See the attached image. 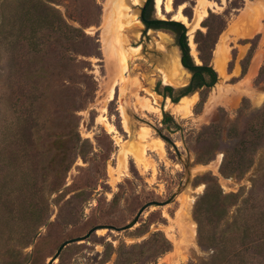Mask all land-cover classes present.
<instances>
[{"label":"rangeland","instance_id":"obj_1","mask_svg":"<svg viewBox=\"0 0 264 264\" xmlns=\"http://www.w3.org/2000/svg\"><path fill=\"white\" fill-rule=\"evenodd\" d=\"M142 6L0 0V264H47L65 240L97 225L124 226L145 203L177 192L188 169L189 184L171 202L146 208L131 229L99 228L66 245L54 264H264V0H164L159 10L151 0L150 17L184 23L195 62L218 74L212 87L183 96L187 113L178 108L183 97L173 98L191 73L184 67L181 80L164 77L170 59L181 57L177 36L146 29ZM107 37L127 53L122 73ZM165 85L174 97L163 94ZM210 124L216 131L202 134ZM245 132L257 143L234 172L223 160ZM159 140L164 153L150 149ZM210 188L236 196L203 201L202 244L194 209ZM188 195L192 218L183 230L177 217Z\"/></svg>","mask_w":264,"mask_h":264},{"label":"trees","instance_id":"obj_2","mask_svg":"<svg viewBox=\"0 0 264 264\" xmlns=\"http://www.w3.org/2000/svg\"><path fill=\"white\" fill-rule=\"evenodd\" d=\"M151 0L148 1V7L150 6ZM35 9V8H34ZM37 9V7H36ZM52 11V8H51ZM53 15L55 16L56 13L53 11ZM143 18L145 19V24L147 27H152L154 29H167L174 32L177 36V45L179 46L181 50L182 60L183 64L185 65L186 69L191 73L190 81L187 85L181 87L177 92L171 85H165L164 86V95H170L171 97H174L175 92L177 93V97L173 98L174 101H176L179 97L186 96L188 94H191L197 90H202L204 88H210L212 87L218 80V74L215 71L214 67L206 62L202 64H198L193 59V56L190 53L189 44L187 41V35H186V26L184 23H182L179 20H164L159 18H151L149 14V10L143 9ZM59 22L64 23L65 27H67L68 30L76 31L75 28H72L68 26L64 20H60ZM55 23V21H54ZM62 26V25H61ZM263 68V67H262ZM264 112V111H263ZM217 125L210 124L208 126L204 127V130L202 131V134L204 135L211 134L213 131H216ZM257 143V137L251 135V133L245 132L243 136L240 137L238 141V145L235 148V155L232 153L225 154L223 165L228 166L232 171L239 172L242 171L244 168V165L246 163H250V158H246V155L250 150H252ZM212 194L211 188L210 191H208L200 200L196 203L195 209H194V216L195 219L198 221L199 224V239L202 244L205 242V234L203 232V225H202V203L206 200ZM215 197V200H219V198L223 197L225 200H229L231 198H234L235 194H226L222 196V193L216 189L213 194ZM170 248V242L166 239H163V242L160 245L161 251L168 250Z\"/></svg>","mask_w":264,"mask_h":264},{"label":"bare ground","instance_id":"obj_3","mask_svg":"<svg viewBox=\"0 0 264 264\" xmlns=\"http://www.w3.org/2000/svg\"><path fill=\"white\" fill-rule=\"evenodd\" d=\"M113 1H114V0H110V3H113ZM144 1H145V0H134V2H142V3H144ZM156 1H157V7H158V10H159V9H160V6L163 4L164 0H156ZM168 1L170 2V0H168ZM121 6H123L124 8H125V7L127 8V6L123 5V3L121 4ZM121 6H120V7H121ZM167 8H168V10L171 9V5H170L169 3H168V5H167ZM111 11H112V10H110L109 13L112 15V12H111ZM119 13H120L121 16H122V14H123V10H122L121 8H120V10H119ZM206 13H207V9H206L205 7H204L203 9H201L200 11H198V15H197L198 17L196 16V18L194 19V21H193L192 23L189 24V29H190V31L194 30V28H195L196 26L199 25V21H200L205 15H206ZM132 24H133V23H132ZM106 26H107L108 28L111 26V23H110L109 20H108ZM119 26H120V25H119ZM107 27H106V28H107ZM120 27H121V26H120ZM109 29H110V28H109ZM109 29H108V30H109ZM121 29H122V28H121ZM121 29H119V30H121ZM124 29H125V28H124ZM105 40H106V45L108 46V48H107L108 51L112 54V56H114V57L116 56V60H117V62H118V64H119V66H120V72L122 73V70L126 69V68H127V65H128V63H127V53H126V51H123V50L121 49V42H120V40H119L118 38L116 39V42L119 44L118 46H117V43H116V42H113L112 40L109 41V40H108V37L105 38ZM114 43H116V45H115ZM191 44H192V46H193V48H194V52H195V45H194L193 43H191ZM133 48H134L135 50H138V49H139V47H133ZM224 50H225V49H224ZM224 50H222V49L218 50V51H217V55H216V63H217L218 68H219L221 71H222L223 68H224V59H225V53H224ZM227 56H228V55H227ZM170 63H171V66L169 67L170 70L167 71V72L164 71V77L170 79L171 81H173V80H181V78H182V74H183L182 72L184 71V66H183L182 63H181L180 57H175L174 59H173V58L170 59ZM121 64H122L123 69H121ZM259 65H260V61H259L258 58H256V59L254 60V64H252V67H251V69H250V72H253V71L258 70ZM182 100L186 102V105H183V106H180V105H179L178 108H179V110H180V109H183V111H184L185 113H187V112L190 111V104H191V103L187 104L188 101L186 100L185 97H183ZM189 101H190V100H189ZM179 110H178V111H179ZM179 112H180V111H179ZM126 124H127V121H126ZM108 126H109L110 129H112V126H111V125L108 124ZM126 127H127V126H126ZM143 135H146V133L144 132ZM149 145H150V149H158V150H160L162 153L165 152V145H164V142L161 141V140H159V141L156 142V143H151V144H149ZM147 146H148V145H147ZM145 150H146V149H143V152H145ZM135 159H136L137 163H138L139 165L143 166L145 169H147V168L150 166V163H149L148 159H146V157H145L143 154H135ZM220 160H221V156L218 157L217 164L215 165V166H216V169H218V167H219V162H220ZM200 188H201V187H200ZM180 198H183V197L180 196ZM192 201H193L192 196H191V195H188V196L186 197L185 201H184L185 205L188 206V207H187V210L178 213L177 222H178L180 228L183 229V230H185V229L188 227V225L185 224L184 219H185V218H188V219H191V218H192V217H191V214H190V212H189V210H188V208H189L190 205L192 204ZM190 227L192 228L193 236H194L196 223H195V221H194L193 219L191 220ZM192 238H193V237H192Z\"/></svg>","mask_w":264,"mask_h":264},{"label":"water","instance_id":"obj_4","mask_svg":"<svg viewBox=\"0 0 264 264\" xmlns=\"http://www.w3.org/2000/svg\"><path fill=\"white\" fill-rule=\"evenodd\" d=\"M148 1L149 0H145V2L143 3V6H145ZM143 6L141 7V14L140 15H141V19L143 21H145V19L143 18ZM186 31H187V26H186ZM180 60H181L182 65L185 67V65L183 64L182 56L180 57ZM158 132H159V134H160V136L162 138H164L165 140L171 142L176 147V150L178 151L176 143L174 141H172L170 139V137L165 135L162 131H158ZM187 172H188V176H187L186 182L184 184H182V186L178 189V191L175 192L174 194H172V196L170 198H168L167 200H165V201L151 200V201L145 203L139 209V211L137 212L135 217L130 222L125 224L124 226L117 227V226H113V225H97V226H94L93 228H91L89 230V232L87 234L83 235V236H79V237H75V238H71V239L65 240L64 242H62V244L59 246V248L56 251V253L51 257V259L48 261L47 264H54V261L60 256L62 250L65 248L66 245H68V244H70L72 242H76V241H80V240L88 238L92 232H94L95 230H97L99 228H109V229H115L117 231H123V230H127V229L133 228L138 223V221L140 219V216L142 215V213L144 212V210L146 208L150 207L151 205H165V204L171 202L174 198H176V196L181 192V190L185 186H187L189 184V182H190V179H191L190 170L188 169Z\"/></svg>","mask_w":264,"mask_h":264},{"label":"flooded vegetation","instance_id":"obj_5","mask_svg":"<svg viewBox=\"0 0 264 264\" xmlns=\"http://www.w3.org/2000/svg\"><path fill=\"white\" fill-rule=\"evenodd\" d=\"M148 3V2H147ZM146 3V5L145 6H143V9H146V7H147V11L149 10V7H148V4ZM142 20V19H141ZM143 21V20H142ZM144 23H145V21H143ZM146 25V24H145ZM150 27H147V25H146V29H149ZM182 56V55H181Z\"/></svg>","mask_w":264,"mask_h":264}]
</instances>
